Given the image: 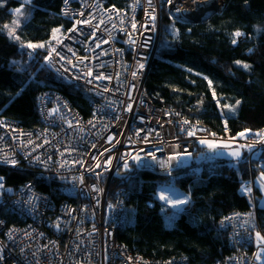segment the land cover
<instances>
[{
  "label": "built area",
  "instance_id": "1",
  "mask_svg": "<svg viewBox=\"0 0 264 264\" xmlns=\"http://www.w3.org/2000/svg\"><path fill=\"white\" fill-rule=\"evenodd\" d=\"M126 1V7H116L108 0H63L61 13L75 30L49 46V66L75 89L91 93L89 117L82 118L58 91L47 90L38 111L44 127L21 128L0 119V167L27 171L30 177L17 188L0 181V208L20 221L7 228L0 218V264H183L186 259L134 255L117 242L130 192L119 189L110 195L109 183L126 161L141 172L168 175L183 166L179 156L193 152L201 139L240 148L250 174L244 186L251 209L229 213L218 222L231 253L217 264H259L264 245L256 236L263 237L252 161L264 150L254 134L264 129L247 139L209 134L202 125L185 124L171 110L154 105L144 86L159 44L161 5L183 21L202 13L208 1ZM248 144L254 147L249 150ZM51 181L61 193L57 197L63 195L60 199L40 188Z\"/></svg>",
  "mask_w": 264,
  "mask_h": 264
},
{
  "label": "trees",
  "instance_id": "2",
  "mask_svg": "<svg viewBox=\"0 0 264 264\" xmlns=\"http://www.w3.org/2000/svg\"><path fill=\"white\" fill-rule=\"evenodd\" d=\"M108 1L116 7L127 6L126 0ZM63 4V0H0V119L17 122L21 128L44 127L38 111L39 99L47 90L58 91L82 118L91 115V93L75 89L49 66V46L72 26L61 13ZM224 7L204 21L190 23L170 18L163 3L159 44L144 86L154 105L202 125L209 134L232 138L245 129L250 134L264 129V0H224ZM17 8L22 12L18 24L12 13ZM237 31L244 35L234 37ZM29 43L44 47L30 48ZM196 148V153L207 154L206 148ZM253 157L252 178L264 170V150ZM125 164L127 168L120 166L109 183L110 195L119 189L130 192L117 242L149 259L223 262L231 248L218 222L229 213L252 207L249 193L239 190L250 177L247 160L224 162L208 155L168 175L141 172L131 161ZM0 177L5 186L14 188L30 178L27 171L2 167ZM160 187L188 193L181 213L158 199ZM40 188L53 198L63 196L57 197L61 193L55 182L40 183ZM257 195V221L264 237V208L258 206ZM164 214L174 216L171 228L165 225ZM0 218L7 228L20 224L5 207L0 208Z\"/></svg>",
  "mask_w": 264,
  "mask_h": 264
},
{
  "label": "rangeland",
  "instance_id": "3",
  "mask_svg": "<svg viewBox=\"0 0 264 264\" xmlns=\"http://www.w3.org/2000/svg\"><path fill=\"white\" fill-rule=\"evenodd\" d=\"M224 8H225L224 7V0H220V5H219V8H218L219 10L216 13H220ZM165 10H166V8H165ZM12 13L15 16V21L14 22L18 21V17H20L21 14H22V12H20L19 14H17L15 12V10H13ZM161 13H162V10H161ZM161 13H160V16H161ZM167 14H168V12H167ZM170 18L173 19L174 17H171L170 16ZM160 25H161V23H160ZM168 30L170 31V33L172 35H174L175 31H174L173 25H170L169 28H168ZM58 34L59 33L57 32V38L60 37ZM237 138H241V137H237ZM241 139H243V138H241ZM211 143L216 144L217 147H215V148H209L207 144H201V143L198 144L199 147L201 146V147L206 148V150H207V154L206 155L204 153H202V152L196 153V149H197L196 148L197 146H196L194 148L195 150L193 152H189L188 155H181V156H179V160L182 163V165L183 166H186V165H189L193 161H201L203 159H206L208 157V155H209L208 153H211V151L213 149L222 148L224 144H228L229 142L226 143V141H221V142L211 141ZM232 147H236V146L235 145H232V144H228V147H226V148H232ZM122 165H125V164H122ZM122 165H120V166H122ZM119 167H117V169ZM117 169L115 170V173H116ZM260 176H261V172H259L258 174L255 175L254 181H255V186L259 190V194L257 195L258 206L264 208V187L261 186L262 183H264V182L261 181ZM174 189H176V188L160 187L159 190L157 191V197H158V199L161 200V202L163 204H166L173 211H175L176 213H181L184 210V207H185V205H187V202L189 200L188 193L182 192V191H179V190H174ZM239 190L241 191L242 194H244V195L247 194L248 195V192L249 191H248V189L244 185H242ZM67 191L69 193H73V190L68 189ZM161 195L167 196V197H169V199H171L173 201H177V200L184 201V200H187V202L186 203H178V204H176V206H173V204L168 203L167 200L161 199L160 198ZM173 219H174V216L172 214L171 215L170 214H164L165 225H167L169 228H171V226H172ZM258 243L264 245V242H258Z\"/></svg>",
  "mask_w": 264,
  "mask_h": 264
},
{
  "label": "snow or ice",
  "instance_id": "4",
  "mask_svg": "<svg viewBox=\"0 0 264 264\" xmlns=\"http://www.w3.org/2000/svg\"><path fill=\"white\" fill-rule=\"evenodd\" d=\"M24 2H25V3H30V0H24ZM65 2L67 3V0H65ZM172 2H173V0H167V3H169V4H171ZM149 4L151 5V0H149ZM178 11H179V10H178ZM15 12H16L17 14H19V13L21 12V9L17 8V9H15ZM81 15H82V13H81ZM150 18H151V20H153V21L155 20V16H154V15H152ZM15 23L18 24V21H16ZM77 23H81V22H80V21H77ZM83 23H90V21H83ZM133 27H135V25H133ZM73 30H75V29H70L69 31H73ZM53 31L56 32V31H58V30H53ZM9 35H13V32L10 31V32H9ZM242 35H244V34L241 33V32H239V31H237L236 33H234V37H240V36H242ZM15 38L18 39V37H15ZM232 43H233V44L237 43V40L234 38L233 41H232ZM27 46L30 47V48L44 47V45H33V44H31V43H29ZM52 51H55V48H53ZM249 51H251V50H249ZM57 55H59V53H57ZM61 59H63V57H61ZM236 63H237V64H240L241 62H240V61H236ZM243 67H244V68H248L249 65L244 64ZM89 74H90V73H89ZM133 75H135V73H134ZM205 79H207V77H205ZM89 82H91V81H89ZM209 84H211V81H209ZM236 103H237V105H238V104L240 103V101H237ZM129 110H130V109H129ZM230 110L234 111V109H232L231 107H230ZM184 123H185V124H188L189 122H188L187 120H185ZM182 130H183V129H182ZM137 134H138V133H137ZM188 134H189V135H193L194 133H193V132H189ZM249 134H250V130L245 129L244 131L237 133V136H238V137H241V138H244V139H247L248 136H249ZM212 135H215V134L213 133ZM254 135H255L256 137H258L259 140H260L261 142H264V131H262V132H256ZM233 139H234V138H233ZM200 143H201V144H207L209 148H215V147H217L216 144L209 142L207 139H201V140H200ZM223 147H228V144H224ZM246 147H247L249 150H251V149L254 147V145H252V144H248V145H246ZM230 154L233 155V156H236V157H239V156H240V152H239L238 149L235 150V151H233V152H231ZM137 158H138V157H137ZM152 158H153V159H156L155 155H153ZM170 159H171V158H170ZM11 162H12L13 164L15 163L14 160L11 161ZM99 166H100V165L98 164L97 167H99ZM125 167L127 168V164H125ZM260 179H261L262 182H264V170L261 171ZM2 180H3V178L0 177V181H2ZM261 186L264 187V183H262ZM0 187H3V184H2V183H0ZM160 198H161V199H164V200H167V202L173 204V206H176V204H178V203H186V202H187V200H184V201H180V200L173 201V200L169 199V197L164 196V195H161ZM256 236H257V241H258V242H264V237H262V236L260 235V233H257Z\"/></svg>",
  "mask_w": 264,
  "mask_h": 264
},
{
  "label": "water",
  "instance_id": "5",
  "mask_svg": "<svg viewBox=\"0 0 264 264\" xmlns=\"http://www.w3.org/2000/svg\"><path fill=\"white\" fill-rule=\"evenodd\" d=\"M219 9L217 7L211 9V10H203L202 13H199V14H194V15H187L183 21H186V22H190V23H195V22H201V21H204L205 18L213 15V14H216V12L218 11ZM239 150L240 152V156L239 157H236V156H233L231 155L230 153L235 151V150ZM210 156L213 158V159H217L219 161H224V162H233V161H239L240 159H242V151L240 148L238 147H232V148H226V147H222V148H216V149H213ZM259 264H264V261L262 259L259 260Z\"/></svg>",
  "mask_w": 264,
  "mask_h": 264
},
{
  "label": "bare ground",
  "instance_id": "6",
  "mask_svg": "<svg viewBox=\"0 0 264 264\" xmlns=\"http://www.w3.org/2000/svg\"><path fill=\"white\" fill-rule=\"evenodd\" d=\"M205 1H208L207 4H205L204 6L206 10H211L215 7L219 8L220 0H205Z\"/></svg>",
  "mask_w": 264,
  "mask_h": 264
},
{
  "label": "crops",
  "instance_id": "7",
  "mask_svg": "<svg viewBox=\"0 0 264 264\" xmlns=\"http://www.w3.org/2000/svg\"><path fill=\"white\" fill-rule=\"evenodd\" d=\"M174 190H177V189H174ZM258 194H259V190H258Z\"/></svg>",
  "mask_w": 264,
  "mask_h": 264
},
{
  "label": "flooded vegetation",
  "instance_id": "8",
  "mask_svg": "<svg viewBox=\"0 0 264 264\" xmlns=\"http://www.w3.org/2000/svg\"><path fill=\"white\" fill-rule=\"evenodd\" d=\"M211 152H212V151H211ZM210 154H211V153H210ZM210 154H209V155H210Z\"/></svg>",
  "mask_w": 264,
  "mask_h": 264
}]
</instances>
